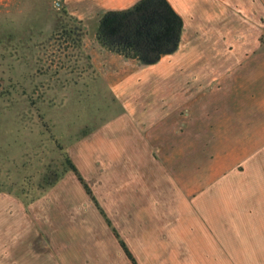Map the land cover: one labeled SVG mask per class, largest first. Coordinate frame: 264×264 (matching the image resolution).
<instances>
[{"label":"rangeland","instance_id":"1","mask_svg":"<svg viewBox=\"0 0 264 264\" xmlns=\"http://www.w3.org/2000/svg\"><path fill=\"white\" fill-rule=\"evenodd\" d=\"M84 34L63 0H0V264H93L94 251L97 264H111L125 257L113 229L136 245L145 214L160 209L157 195L174 194L178 182L205 178L211 163L223 161L222 139L202 137L213 124L186 122L189 104L166 125L165 152L157 139L142 151L149 122L130 132L118 120L124 107L92 81ZM181 52L190 56L191 45ZM137 86L130 93L142 96Z\"/></svg>","mask_w":264,"mask_h":264},{"label":"crops","instance_id":"2","mask_svg":"<svg viewBox=\"0 0 264 264\" xmlns=\"http://www.w3.org/2000/svg\"><path fill=\"white\" fill-rule=\"evenodd\" d=\"M137 1L63 0L85 28L92 81L117 96L124 107L118 120L129 123L130 132L135 122H149L142 151L150 153L151 139H157L164 153L166 125L180 121L185 115L177 109L189 104L186 122L213 124L202 137L222 139L223 161L211 163L205 178L178 182L174 194L157 195L159 211L145 214L141 241L126 247L137 264H264V0H168L183 30L177 49L151 64L97 40L103 13ZM185 44L192 47L190 56L181 52ZM137 85L145 89L142 96L130 93ZM190 134L199 137L198 130ZM124 255L111 264H133ZM89 257L93 264L102 260L96 251Z\"/></svg>","mask_w":264,"mask_h":264},{"label":"trees","instance_id":"3","mask_svg":"<svg viewBox=\"0 0 264 264\" xmlns=\"http://www.w3.org/2000/svg\"><path fill=\"white\" fill-rule=\"evenodd\" d=\"M182 30V17L168 0H138L126 9L103 13L98 23L97 40L111 52L140 63L151 64L177 49ZM66 163L90 194L86 182L68 156ZM51 184L53 182L49 183ZM92 199L103 213L95 198ZM113 231L128 258L133 264H137L125 242L119 238L115 229Z\"/></svg>","mask_w":264,"mask_h":264},{"label":"water","instance_id":"4","mask_svg":"<svg viewBox=\"0 0 264 264\" xmlns=\"http://www.w3.org/2000/svg\"><path fill=\"white\" fill-rule=\"evenodd\" d=\"M57 4H60V2L58 1Z\"/></svg>","mask_w":264,"mask_h":264}]
</instances>
